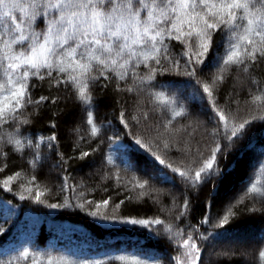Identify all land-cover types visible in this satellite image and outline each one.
Segmentation results:
<instances>
[{
    "label": "snow or ice",
    "instance_id": "obj_1",
    "mask_svg": "<svg viewBox=\"0 0 264 264\" xmlns=\"http://www.w3.org/2000/svg\"><path fill=\"white\" fill-rule=\"evenodd\" d=\"M230 80L232 90L222 97ZM188 86L190 92L185 91ZM241 105L256 114L241 120ZM101 107L109 108L114 118L118 110L127 132L114 119H100ZM45 111L51 114L47 134L34 127ZM62 122L69 136L76 137L71 154L62 149ZM255 123H264V0H0V171L20 164L0 181L3 189L52 209H85L83 202L73 204L71 196L49 203L44 195L51 189L41 188L37 174L43 171L50 178L55 171L62 177L60 190H71V163L97 165L98 157V168L116 169L118 185L120 164L125 172L135 168L142 173L132 176L133 187L140 189L138 200L145 189L163 191L154 182L175 188L179 180L185 195L183 211L168 223L159 216L108 215V199L95 201V209L93 201L87 202L92 217L146 228V240L167 236L175 254L166 260L146 241L81 254L55 245L41 248L29 240L7 250L0 264H264V227L251 243L219 244L240 221L232 207L243 198L253 201L246 210L264 219V189L251 175L243 197L235 198V204L230 198L215 224L209 214L198 226L183 222L191 208L188 189H199L213 176L224 179L228 170L220 159H227ZM193 125L211 137L207 154L199 141L193 147ZM125 136L135 144L124 145ZM117 143L125 149L123 155L104 152L106 144L111 148ZM138 147L150 154L143 165L131 160ZM252 167L264 168V159ZM14 179L28 183L14 191ZM175 201L173 197L174 206Z\"/></svg>",
    "mask_w": 264,
    "mask_h": 264
},
{
    "label": "trees",
    "instance_id": "obj_2",
    "mask_svg": "<svg viewBox=\"0 0 264 264\" xmlns=\"http://www.w3.org/2000/svg\"><path fill=\"white\" fill-rule=\"evenodd\" d=\"M172 79L176 78L172 77ZM231 90L232 81L230 80L223 86L221 96H226ZM185 91L190 92L191 87H186ZM241 99H244L243 94H241ZM221 105H223V99ZM235 107L234 104L233 108ZM255 114L254 111L250 113L245 110L243 105L240 106L239 116L241 120L250 119L251 115ZM50 115L45 111L34 127L42 129L47 134ZM118 116V110L115 118L107 107H101L98 110L100 119H114L115 125L127 132V129H124L123 125L120 124ZM189 131L192 133L193 147L199 141L201 150L207 154L206 145L210 144L211 137L206 135L203 128H197L195 125ZM106 135L112 136V130H108ZM75 138V135L69 136L66 131V124L62 122L60 124V139L63 151L71 154L72 142ZM129 143L135 144V141L131 136H125L123 144L127 145ZM261 145H264V123H255L248 129L245 138L238 141L229 150L227 159H220V165L228 170L224 179L218 180L217 177L213 176L199 189L195 187L188 189L191 208L183 218L185 224L191 223L198 226L202 223L205 214L212 215V223L215 224L219 217H222L228 210L230 198H233L232 204H235V198L243 197L245 181L250 175L253 177V181L257 183V187L264 189V168L257 167L254 170L252 167L258 159H264V156H261ZM92 146L95 147L94 144ZM81 147L86 150L85 145L82 144ZM104 152L114 157H120L124 154L125 149L119 143L113 144L111 148L106 144ZM149 155L146 149L138 147L131 153V160L143 165ZM117 163H120L119 159ZM98 164L99 158L97 157ZM97 165L84 166L79 162H72L70 168L72 180L69 183L75 187L71 190H60L59 186L63 182L62 177L55 171L52 172L50 178H46L43 171L37 174V182L41 185V188L49 187L51 189L49 193L44 195L49 203H63L65 198L71 196L73 204L83 202L86 204L85 209L79 207L52 209L46 205L37 204L30 199L21 201L19 196H16L14 192L5 191L2 184H0V226L6 229V232L0 233V256H3L7 250L19 247L29 240L32 241L33 245H38L41 248L55 245L57 248L81 254L102 253L116 247L125 246L130 242L139 241L143 244L146 241L148 247L163 254L160 257L161 259L166 260L169 253L174 255L175 253H172L174 242L170 244L167 236L162 235L159 238H147L146 240L148 231L146 228L138 225L102 221L98 217H92L89 215L90 209L87 207V202L93 201L91 209H95V201L108 199L109 205L106 209L108 215H132L137 218L149 219L159 216L166 223L173 222L178 213L183 211L185 195L184 187L180 184V181L177 180L175 188L171 184L154 182V186L163 189V191L157 192L145 189L146 195L142 200H138L140 189L138 185L135 188L133 187L135 180L132 179V176L134 172L137 175H142V173L137 172L135 168L132 171L125 172V165L120 164L122 183L118 185L116 169H101ZM19 167L18 161L15 165L10 163L8 170L0 171V181ZM90 172L93 175H89ZM105 172L109 173L107 178H104ZM28 175L30 177L32 173ZM52 181H55V184ZM21 182L27 184L28 179H14L12 182L14 191L20 190L19 184ZM214 183L217 185L215 188L213 187ZM25 195L27 196V193ZM173 197L176 198L175 206ZM154 199L159 202L154 203ZM6 201H11L12 205H7ZM121 201H123L122 204H120ZM117 204H120L119 209L116 208ZM252 206L253 201L251 199L243 198L240 204H235L232 207L234 212L241 214L240 221L224 234L219 244L226 246L230 242L237 241L238 238L241 241L253 242L257 234L260 233L261 228L264 227V219L259 214H251L246 210ZM256 207L259 209V203H256ZM12 208L15 209L14 215L10 214ZM101 211H105L104 206H101ZM203 227L209 232L212 231L209 224H204ZM109 254L113 253L109 252ZM97 258L102 257L97 256ZM222 264H229V261L224 260ZM232 264H241V262L232 261Z\"/></svg>",
    "mask_w": 264,
    "mask_h": 264
},
{
    "label": "rangeland",
    "instance_id": "obj_3",
    "mask_svg": "<svg viewBox=\"0 0 264 264\" xmlns=\"http://www.w3.org/2000/svg\"><path fill=\"white\" fill-rule=\"evenodd\" d=\"M249 235L251 234V233H248ZM241 241V239L240 238H238L237 239V241H235V242H240Z\"/></svg>",
    "mask_w": 264,
    "mask_h": 264
}]
</instances>
